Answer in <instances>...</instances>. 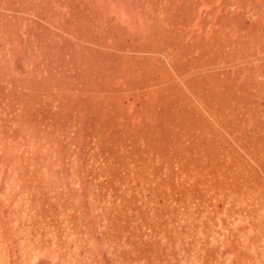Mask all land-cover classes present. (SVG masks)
I'll return each mask as SVG.
<instances>
[{
  "label": "rangeland",
  "instance_id": "1",
  "mask_svg": "<svg viewBox=\"0 0 264 264\" xmlns=\"http://www.w3.org/2000/svg\"><path fill=\"white\" fill-rule=\"evenodd\" d=\"M0 264H264V0H0Z\"/></svg>",
  "mask_w": 264,
  "mask_h": 264
}]
</instances>
